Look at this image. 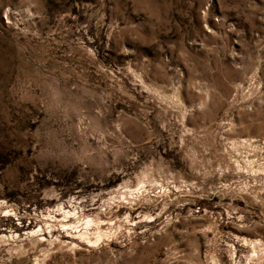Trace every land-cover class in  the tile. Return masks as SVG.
<instances>
[{
	"label": "rangeland",
	"instance_id": "rangeland-1",
	"mask_svg": "<svg viewBox=\"0 0 264 264\" xmlns=\"http://www.w3.org/2000/svg\"><path fill=\"white\" fill-rule=\"evenodd\" d=\"M0 264H264V0H0Z\"/></svg>",
	"mask_w": 264,
	"mask_h": 264
}]
</instances>
